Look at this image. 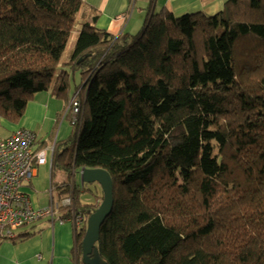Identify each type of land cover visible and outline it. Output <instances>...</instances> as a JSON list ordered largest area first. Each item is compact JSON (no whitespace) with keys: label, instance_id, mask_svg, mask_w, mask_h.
Returning <instances> with one entry per match:
<instances>
[{"label":"trees","instance_id":"obj_1","mask_svg":"<svg viewBox=\"0 0 264 264\" xmlns=\"http://www.w3.org/2000/svg\"><path fill=\"white\" fill-rule=\"evenodd\" d=\"M82 5L0 0V119L19 124L37 93L68 99L80 72L79 119L55 145L51 178L67 176L59 199L72 196L88 219L103 192L79 203L74 176L110 174L102 259L264 264V0H228L215 16L150 0L138 33L86 23L63 61Z\"/></svg>","mask_w":264,"mask_h":264},{"label":"crops","instance_id":"obj_2","mask_svg":"<svg viewBox=\"0 0 264 264\" xmlns=\"http://www.w3.org/2000/svg\"><path fill=\"white\" fill-rule=\"evenodd\" d=\"M227 1L154 0V7H156V11L166 8L176 16L199 12L208 16H215L223 11ZM82 2L83 5L76 22L80 21L81 26L86 23L94 24L97 29L104 30L113 36H118L124 32L138 33L143 27L146 11L150 5V0H82ZM72 92L70 97L65 100V104H62L61 98L52 91L35 94L28 103L24 117L19 124L13 125L2 120V124L8 130V133L2 137H8L19 128L32 131L37 138L35 150L48 149L45 165L49 163V155L52 165L56 143L64 140L71 128V125L69 127L66 125V123H71V115L65 114L61 118V112L69 104ZM52 134H54L53 137H51ZM39 166L44 165L36 166V176L32 178L31 184L27 187V192L33 193L32 182L37 177ZM78 172L76 173L78 174ZM53 185L57 187L59 184ZM53 185L50 190L51 200L53 195L54 199L58 201L59 192ZM99 198L100 196H97L94 202H98ZM80 200L78 197L79 203H81ZM34 206L45 208L37 200L34 201ZM60 213L63 215L61 210ZM60 218L65 219L64 222H61ZM18 234L19 237L15 241L0 244V264H83L77 232L67 216L44 217L30 226L19 229Z\"/></svg>","mask_w":264,"mask_h":264},{"label":"built area","instance_id":"obj_3","mask_svg":"<svg viewBox=\"0 0 264 264\" xmlns=\"http://www.w3.org/2000/svg\"><path fill=\"white\" fill-rule=\"evenodd\" d=\"M80 101L77 95L69 104L67 111L72 113V125L79 119ZM36 135L24 128L15 130L8 137L0 136V244L15 241L18 230L36 223L44 217L63 216L62 208H71L69 218L76 231L82 229L85 218L77 214L72 196L55 201L45 208L34 206L31 196L26 192L32 178L36 176V166L47 163L48 149L35 150ZM65 219H61L64 222Z\"/></svg>","mask_w":264,"mask_h":264},{"label":"rangeland","instance_id":"obj_4","mask_svg":"<svg viewBox=\"0 0 264 264\" xmlns=\"http://www.w3.org/2000/svg\"><path fill=\"white\" fill-rule=\"evenodd\" d=\"M82 24L80 23V21L76 22V25L74 27V30L72 32V35L70 37V40L68 42V46L67 49L63 55V61H68L73 49L75 47V44L77 42L78 36L81 32V26ZM141 29V28H140ZM138 31V30H137ZM140 31V30H139ZM137 33V32H136ZM80 72H77L76 75L73 78V75L70 77V90L68 92V94H70L72 92V90L75 89L76 85H79L81 83V79H80ZM60 101H62V104H65V99H60ZM67 108V106L65 107V109ZM63 110L61 112L62 116L61 118L66 114V110ZM2 120L0 119V136L5 135L6 133H8V130L4 127V125L2 124ZM66 125L69 127L71 124L70 123H66ZM71 131V128L69 130V132ZM54 134L51 135V137H53ZM50 168H51V162H50V155H49V163L47 165L44 166H39L38 168V173H37V177H35L33 179L32 182V192H26L31 196L32 201L34 203V201H38L42 207H48L50 205V201H51V196H50V190L53 184H62V183H66L69 184L70 180L67 178L66 175H62V174H58L57 176H55L54 180L52 181L51 179V173H50ZM74 183L75 186H77L78 191V197H80V202L82 204L84 203H94V201L96 200L97 196H101L102 194V189L100 187L99 184L96 183H88V184H82L81 182V176L78 172V174H75L74 177ZM54 186V185H53ZM62 185H58L56 188H58V192H59V187ZM54 192L55 189H53ZM61 198H63L61 196ZM56 201V200H55ZM30 226V225H28Z\"/></svg>","mask_w":264,"mask_h":264},{"label":"water","instance_id":"obj_5","mask_svg":"<svg viewBox=\"0 0 264 264\" xmlns=\"http://www.w3.org/2000/svg\"><path fill=\"white\" fill-rule=\"evenodd\" d=\"M79 174L82 184L97 183L103 192L101 204L87 220L86 233L82 241L81 261L83 264H107L101 257L99 242L101 227L114 207L113 181L106 170L99 168H82Z\"/></svg>","mask_w":264,"mask_h":264},{"label":"clouds","instance_id":"obj_6","mask_svg":"<svg viewBox=\"0 0 264 264\" xmlns=\"http://www.w3.org/2000/svg\"><path fill=\"white\" fill-rule=\"evenodd\" d=\"M48 156V155H47ZM60 200V199H59ZM87 220L88 219H86V217H85V223H84V225H87ZM80 231V230H79ZM79 231H76L77 233L79 232Z\"/></svg>","mask_w":264,"mask_h":264},{"label":"flooded vegetation","instance_id":"obj_7","mask_svg":"<svg viewBox=\"0 0 264 264\" xmlns=\"http://www.w3.org/2000/svg\"><path fill=\"white\" fill-rule=\"evenodd\" d=\"M85 218V216H83Z\"/></svg>","mask_w":264,"mask_h":264}]
</instances>
